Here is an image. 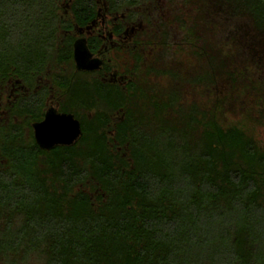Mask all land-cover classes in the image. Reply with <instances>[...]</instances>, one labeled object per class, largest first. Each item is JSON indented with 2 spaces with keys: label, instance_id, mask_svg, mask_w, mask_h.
<instances>
[{
  "label": "trees",
  "instance_id": "trees-1",
  "mask_svg": "<svg viewBox=\"0 0 264 264\" xmlns=\"http://www.w3.org/2000/svg\"><path fill=\"white\" fill-rule=\"evenodd\" d=\"M164 1L200 63L186 80L137 48L118 80L104 41L78 34L102 13L124 19L116 37L152 27L159 0H0V264H264V145L248 113L227 116L247 88L231 62L264 59V0ZM141 73L230 91L188 103ZM46 115L72 116L77 138L40 146Z\"/></svg>",
  "mask_w": 264,
  "mask_h": 264
},
{
  "label": "rangeland",
  "instance_id": "rangeland-1",
  "mask_svg": "<svg viewBox=\"0 0 264 264\" xmlns=\"http://www.w3.org/2000/svg\"><path fill=\"white\" fill-rule=\"evenodd\" d=\"M159 2L160 10L157 15L160 16L161 20L158 19V16L151 14L152 27H148L142 21L137 24H125V32L121 36L116 37L113 29L124 19L120 16H110L102 13L91 27L78 33L80 36L85 37L98 35L104 41L105 48L108 50V58L115 65L116 69L114 70L117 72L118 80L123 79L125 76L128 77L127 73L131 72L136 64L135 55L129 52L131 48H137L139 55L145 61L151 63L155 70L178 73L183 76L184 80L200 71V63L187 53L185 47L181 46L178 49L180 39L178 38L176 26L171 24L173 22L172 12L168 9L169 6L164 0H159ZM161 21L168 25L167 33L170 34V42L174 43L168 55L160 46L163 40V29L161 26L159 27ZM115 48H119V50ZM259 52L260 55H264V47H260ZM257 55L259 56V53ZM258 56L254 63L262 66L264 59ZM252 60L241 54L234 58L230 64L232 69L238 70L245 75V85L243 86L247 88L242 95L233 92L230 97L227 116L232 121H239L248 113L250 118L255 121L253 125L256 138L264 145V70H258ZM141 76L142 79L148 82V85H153L161 90H167L171 85H177L182 91L184 101L188 103H204L210 98H222L230 91L225 87L218 88L215 94L209 97L207 92L192 88L185 81H174L168 76L151 75L146 77L143 73H141ZM242 88L240 91L244 90Z\"/></svg>",
  "mask_w": 264,
  "mask_h": 264
},
{
  "label": "water",
  "instance_id": "water-1",
  "mask_svg": "<svg viewBox=\"0 0 264 264\" xmlns=\"http://www.w3.org/2000/svg\"><path fill=\"white\" fill-rule=\"evenodd\" d=\"M34 138L42 147L70 145L79 135L77 121L69 115H46L33 127Z\"/></svg>",
  "mask_w": 264,
  "mask_h": 264
}]
</instances>
